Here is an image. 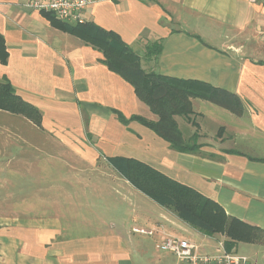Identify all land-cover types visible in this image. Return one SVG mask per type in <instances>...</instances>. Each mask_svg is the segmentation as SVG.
<instances>
[{
	"label": "crops",
	"instance_id": "crops-1",
	"mask_svg": "<svg viewBox=\"0 0 264 264\" xmlns=\"http://www.w3.org/2000/svg\"><path fill=\"white\" fill-rule=\"evenodd\" d=\"M29 1L0 0V34L8 51L7 61L0 60V83L8 80L40 109V125L22 116L74 156L71 167L82 168L79 181L91 188L73 197H104L106 205L67 199L60 206L62 201L49 198L22 213L0 199V264H178L175 254L160 253L157 245L166 234L178 235L170 228L179 222L214 240L149 202L109 161L114 156L146 162L264 230V0H95L83 11L85 22L115 31L140 55L162 43L154 60L141 58L145 70L210 83L240 97V114L190 98L197 116L216 121L196 152L172 148L138 120H120L116 111L126 118L159 116L107 66L99 48L54 26L41 10L27 7ZM194 104L213 107L206 113ZM9 113L18 114L0 109V127L13 131ZM1 142L0 149L10 144ZM47 189L54 188H44L45 194ZM59 190V197L70 195ZM134 227L156 228V236Z\"/></svg>",
	"mask_w": 264,
	"mask_h": 264
},
{
	"label": "trees",
	"instance_id": "trees-1",
	"mask_svg": "<svg viewBox=\"0 0 264 264\" xmlns=\"http://www.w3.org/2000/svg\"><path fill=\"white\" fill-rule=\"evenodd\" d=\"M54 26L80 36L87 43L99 48L104 54L107 66L129 81L138 97L159 117L151 120L141 115L124 117L117 112L120 120H138L167 139L172 148L182 152H196L201 144L196 142V133L185 139L175 115L193 113L191 97L208 99L234 113L243 111V101L230 90L193 79L171 77L142 67L138 54L121 36L107 30L93 21L70 24L60 20L51 11H41ZM162 49L158 43L155 52ZM149 51V50H148ZM8 51L4 37L0 34V60L6 62ZM0 109L24 115L40 125L42 112L38 107L16 93L8 80L0 83ZM109 161L134 186L160 205L173 211L179 219L208 236L224 235L225 245L235 250L240 242L264 241V230L238 217L229 215L215 199L184 184L152 165L139 159L125 156L110 157Z\"/></svg>",
	"mask_w": 264,
	"mask_h": 264
},
{
	"label": "rangeland",
	"instance_id": "rangeland-1",
	"mask_svg": "<svg viewBox=\"0 0 264 264\" xmlns=\"http://www.w3.org/2000/svg\"><path fill=\"white\" fill-rule=\"evenodd\" d=\"M156 46L157 44L150 45L149 48L145 50V53L141 55L144 62L155 59V54H157L155 52ZM194 105L197 110L200 109L206 113H210L211 107H213ZM177 117L181 132L188 134L193 131L191 136L196 133V142L199 141V138L205 136V134L213 135L214 127L216 126L215 120L197 116L194 110L189 116L178 115ZM9 121L12 122L9 124H15V130L8 131L6 127H0V143H2L1 140L3 139L4 141H10L8 147L0 149L3 152V154L0 153V160L4 162V164H0V199L9 200V202L13 203L22 213H24L28 207L40 205L44 200H49V198L53 201H62L60 206L66 205L67 199L70 204H77L80 202L82 204L92 203L97 207L106 205L104 197L93 195L73 197V193L85 189L89 190L91 188V183L88 181H79L78 177L83 174L80 172L82 168L77 167L74 169V167H71V164L77 163L73 160L74 156H72L71 153L65 152V149L61 148L56 140H45L46 134L34 130L35 128L28 122V119H25L22 115L9 113ZM45 142H47L48 145H45ZM51 144L53 151L50 149ZM7 160H9V163L6 164L5 161ZM65 177H68V179L64 180ZM50 185H52L54 189L52 191H48L47 189V193L45 194L44 188ZM59 188H62L63 191H69L70 195L59 197L61 192ZM51 195L52 197H50ZM100 201H102V203H98ZM149 202L157 205V203L151 199H149ZM86 209L90 214L89 208ZM80 211L87 213L83 208ZM179 223L180 224L173 227L171 226L170 231L178 233L180 236L190 235L200 243L201 252L203 253H209L215 249L214 240L216 238H214V240L206 237L204 238L190 226L182 222ZM149 236L155 237L156 235ZM214 237H219L218 239L220 240H223V238L225 239V237L221 235H215ZM158 249L159 252L161 251L160 253H162V251L165 252V250ZM236 251L240 254L248 255L256 264H264V242H240L236 246ZM171 262H175V260L172 258Z\"/></svg>",
	"mask_w": 264,
	"mask_h": 264
},
{
	"label": "built area",
	"instance_id": "built-area-1",
	"mask_svg": "<svg viewBox=\"0 0 264 264\" xmlns=\"http://www.w3.org/2000/svg\"><path fill=\"white\" fill-rule=\"evenodd\" d=\"M95 0H30L26 6L41 11H51L65 22L84 23L83 11ZM252 3L261 0H249ZM134 231L154 235L156 228L134 227ZM213 238H216L213 236ZM218 239V238H216ZM215 239V249L201 252L200 244L187 237L166 234L158 243V248L170 251L177 257L178 264H256L248 255L229 250L225 241Z\"/></svg>",
	"mask_w": 264,
	"mask_h": 264
}]
</instances>
